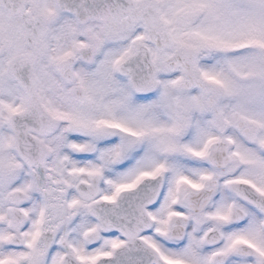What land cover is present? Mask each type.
Returning a JSON list of instances; mask_svg holds the SVG:
<instances>
[{
	"label": "snow or ice",
	"instance_id": "6c2138e0",
	"mask_svg": "<svg viewBox=\"0 0 264 264\" xmlns=\"http://www.w3.org/2000/svg\"><path fill=\"white\" fill-rule=\"evenodd\" d=\"M0 264H264V0H0Z\"/></svg>",
	"mask_w": 264,
	"mask_h": 264
}]
</instances>
